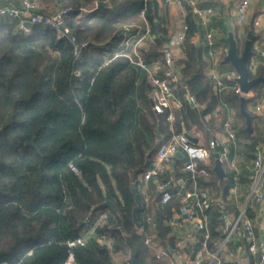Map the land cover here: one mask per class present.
Returning <instances> with one entry per match:
<instances>
[{"label": "trees", "instance_id": "16d2710c", "mask_svg": "<svg viewBox=\"0 0 264 264\" xmlns=\"http://www.w3.org/2000/svg\"><path fill=\"white\" fill-rule=\"evenodd\" d=\"M37 1L86 9L70 11L64 23L78 42L88 40L89 44L75 59L73 43L59 38L53 28L34 25L26 35L18 29L17 20L0 18V264H64L69 251L77 264H115L113 257L118 253L128 255L127 264L132 256L135 264H161L154 259L153 248L144 244L141 228L154 233L158 244L173 246L166 238L171 231L166 222L181 205L180 181L190 188L191 180L182 170L184 159H176L171 199L157 205L156 181L145 183L142 176L152 165L155 148L183 127L201 132L205 140L212 138L225 120V103L240 119L233 128L242 140L245 157L252 160L256 147L264 144V67L250 70V78L261 76L263 80L245 97L247 111L248 104L262 103L260 113L248 111L253 129L249 134L240 113L241 96L232 90L221 96L215 93L201 46L194 42L198 19L183 3L186 30L182 45L188 50L173 60L187 91L181 83L174 88L180 106L169 123L166 114L153 109L148 70L124 56L105 60L128 36L140 33L136 27L126 30L125 25L135 23L142 12L153 43L138 51L148 67L158 62L161 73L164 53L170 49L166 45L171 27L160 17L155 0ZM97 1H109V5L96 7ZM219 23L226 33L223 19ZM221 41L227 47L226 38ZM187 93L194 97V105ZM30 140L34 144H27ZM212 166L211 157L210 176L198 177V188L237 211L236 203L228 199L229 190L238 184L249 185V178L238 177L225 164L219 178ZM132 187L142 204L137 211L139 227L132 215L136 206ZM105 200L115 209L102 205ZM146 215L151 216L149 224ZM205 215L207 244L213 250L223 240L220 211L211 207ZM83 234H88L83 245L67 247L66 241ZM201 241L202 233L197 232L186 248L189 258L195 257ZM240 245L246 246L245 241L233 237L226 247L234 251ZM243 257L253 263L247 250Z\"/></svg>", "mask_w": 264, "mask_h": 264}, {"label": "built area", "instance_id": "2783aa9c", "mask_svg": "<svg viewBox=\"0 0 264 264\" xmlns=\"http://www.w3.org/2000/svg\"><path fill=\"white\" fill-rule=\"evenodd\" d=\"M166 4L176 3L183 5L187 3L193 14L197 17L200 26L207 27L208 31L205 34L206 45L208 49L209 63L215 57L213 51L212 29L208 28V14L211 13L210 7L200 6L201 0H163ZM251 0H239L236 15L234 18V27L242 28L248 14V8ZM39 2L31 0H0V18L15 19L18 21V29L23 34H30L32 26L40 25L50 27L56 30L59 38H67L73 43V55L75 59H79L81 54L89 44L88 40L78 42L72 35L71 29L64 23V17L72 10L86 12L87 10L80 7H73L68 4H55L51 8L40 10ZM142 25L135 26L140 33L128 36L117 50L112 54V57L105 58L108 61L110 58L117 56L127 57L131 62L148 70L149 81L153 86L151 92V102L153 109L158 114H166V120L172 123L175 116V109L180 106V101L176 97L174 88L178 83H181L187 91L185 84L181 82L180 67L175 65L170 49L164 53V64L160 73V67H148L141 57L138 48L141 42L153 43V36L150 35L149 27L142 16ZM262 18L264 19V2L261 5L260 14L253 19L252 26L258 27L261 25ZM29 23L27 26L25 23ZM131 24L125 25V29L131 28ZM186 26L182 25L179 31H174L167 43V47L178 46L183 43ZM238 35V34H237ZM259 57L264 65V47L259 52ZM209 80L212 82L213 89L218 96H221L227 90H232L234 93L246 97L248 94H243L237 82L238 74L234 69H230L224 73L210 71L207 73ZM187 99L193 105L194 97L187 93ZM224 107H227L223 103ZM255 112L262 111V105L254 106ZM222 132L228 140L234 142L236 140V131L233 129L231 120L226 118L222 124ZM187 133L198 141L201 134L194 129L190 131H180L172 134L165 141H161L155 148L152 154V165L142 176L146 183L150 179H154L155 190L158 195L157 205H165L171 199L170 187L173 184L172 162L177 159L175 153L180 151L184 155L182 170L186 172L191 180V187L187 188L183 180L180 181L179 191L181 192V205L175 210L173 216L167 220V224L171 226V231L166 234L167 239H171L173 246L166 243L160 245L154 239L155 234L149 230L141 228L144 237V244L152 247L154 250L153 257L161 264H222L223 252L225 251L227 242L233 237L237 241L243 239L246 246L240 245L239 252L244 253L246 250L251 256L255 257L253 264H264V240L260 239L255 231L252 219L247 215V207L251 202L261 204L264 201V150L258 145L251 160V169L249 173L250 189L245 201L237 206V211H232L225 206L221 199L212 200L206 191L198 188L197 178H207L210 176L209 164L213 151L219 155L222 162L228 161L231 166L234 165L235 159H229V149L217 138H212L205 145H200L197 142L192 143L186 136ZM214 159V158H213ZM213 167V166H212ZM74 169L73 167H71ZM162 181H157L159 176H166ZM149 198L148 187H144V201ZM211 207H216L220 211L221 232L223 240L215 249H210L207 244L209 232L207 229V218L205 212ZM145 222H151V216L146 215ZM202 233V241L194 258H189L186 248L187 245L194 241L196 233ZM88 234L80 235L79 237L65 242L69 249L75 246L83 245ZM100 241H105L104 236H98ZM29 254V253H28ZM235 264H242V259L234 260ZM1 264H11L2 261ZM64 264H77L74 260L72 251H69L68 257Z\"/></svg>", "mask_w": 264, "mask_h": 264}, {"label": "crops", "instance_id": "0c3cea01", "mask_svg": "<svg viewBox=\"0 0 264 264\" xmlns=\"http://www.w3.org/2000/svg\"><path fill=\"white\" fill-rule=\"evenodd\" d=\"M37 1V0H34ZM158 5L159 15L161 18L165 19L171 27V34L174 31H179L184 24V16L186 14L185 8L183 5H179L176 3H170L166 4L163 0H155ZM39 2V1H37ZM239 0H201L200 6L202 7H210L212 9L211 13L208 14V28L210 27L212 29V40L214 43L213 51L215 53V57L212 59L211 64L209 63V57H208V49L206 45V39L205 34L208 31L207 27L200 26L196 36L194 38V42L196 46H201V54L203 59L207 62V66L205 68L206 74L210 71H215L218 73H224L228 70H230L229 63H226L222 59L221 49L224 46V43L221 41L223 38L222 35V29L221 25L219 23L220 19H223L224 16L227 15L228 19L232 25V28H234V18L236 15V9L238 5ZM264 2V0H251L249 8H248V14L246 17V20L244 21V24L242 28L238 29L237 36H241V34L245 37L246 36V28L252 27L253 33L255 35L254 41L252 43V49L256 51L255 54H252L250 57V64L249 69L251 72H254L256 69V66L263 65L262 59L259 57V50L264 47V19L262 18L261 25L258 27L252 26V21L254 18H256L260 14L261 5ZM55 4H46L39 2V8L40 10H43L44 8H51ZM131 28L135 26L142 25V19H138L135 23L131 24ZM142 42L140 43L141 46ZM173 57L174 58H182L185 56V53L187 52V48L182 45V43L179 45V48H173ZM180 50V51H179ZM180 52V53H179ZM251 95V92L247 96ZM260 102L257 100L255 103ZM251 103L248 104V110L251 111ZM262 105V103H261ZM199 108H201L199 106ZM226 111V118H229L231 120L232 127L234 122L238 123L240 122V119L237 118L235 114V109L233 107H225ZM209 118V115L206 116V119ZM223 124V123H222ZM234 129V128H233ZM236 130V129H234ZM198 133L201 134L200 138H198V141L196 142L198 144L205 145L209 139L217 138L222 143H224L228 149H229V159L234 158L235 162L234 165L231 166L228 161L223 162L228 168L234 169L236 171V175L238 177L243 176H249L250 169H251V160H248L244 153H243V145L242 140L238 135L236 134V140L234 142L228 140L226 135L222 132V125L214 132V135L212 138L206 139L203 137V134L199 131ZM259 146L264 150V144H259ZM171 175L173 172L170 173ZM250 189V181L249 185L243 186L242 184H238L234 188H231L229 190V196L228 199L233 200L236 203V206H239V204L243 203L245 199L247 198L248 192ZM248 212L250 213V218L253 221L255 231L257 236L264 240V201L261 204H256L254 202H251L248 205ZM237 258L242 259V264H248L249 259L247 260L246 257H243V253L239 252L238 248L234 251L229 250V248H225V251L223 252L222 257V264L226 263H234V260ZM252 259L254 262L255 257L252 256ZM253 264V263H252Z\"/></svg>", "mask_w": 264, "mask_h": 264}, {"label": "water", "instance_id": "95a60500", "mask_svg": "<svg viewBox=\"0 0 264 264\" xmlns=\"http://www.w3.org/2000/svg\"><path fill=\"white\" fill-rule=\"evenodd\" d=\"M96 7H101V6H108L109 1H97L95 3ZM27 26H29V23H25ZM224 26L226 29V42H227V48L225 55L223 57V61L227 62L231 65V67L237 72L238 78L237 82L239 84L240 90L243 94H249L251 91V88L256 85L258 82L262 81L263 78L261 76H257L254 78H250V69L248 66V61L251 57L252 54V43L254 41L255 35L253 33L252 29H249L246 33L245 40L243 43L242 50L239 52L238 50V45H237V40L234 37L233 33V28L232 25L228 19V16H224ZM167 47V45H166ZM241 104H240V113L243 115L245 119V130L250 134L252 133V126H251V115L250 113L245 109L244 106V101L245 97L241 96L240 97ZM192 104V103H191ZM193 105V104H192ZM184 132L186 129L183 127L182 129ZM187 138L192 142L196 143V139L185 133ZM157 139L161 140V135L159 131L157 130ZM1 143V142H0ZM34 144L33 140H30L27 142V144ZM213 167L212 170L216 174L217 177L222 178L225 171L222 162L219 159V155L217 152L213 151ZM175 156L177 159L182 160L184 158V155L182 152L177 151L175 153ZM175 162H172V165H174ZM132 192L135 197L136 201V206L133 208L132 215H133V220L136 224L137 227H139V221L137 218V211L142 208V204L137 198L135 189L132 187ZM102 205H107L111 209H115L114 205L112 202L105 200ZM131 264H135L134 261V256L131 257ZM203 264V263H202Z\"/></svg>", "mask_w": 264, "mask_h": 264}, {"label": "rangeland", "instance_id": "374dc122", "mask_svg": "<svg viewBox=\"0 0 264 264\" xmlns=\"http://www.w3.org/2000/svg\"><path fill=\"white\" fill-rule=\"evenodd\" d=\"M139 19H141V18H139ZM222 32H223L222 33L223 37L226 38V33L223 30H222ZM233 33H234V37L238 40L237 45H238V50L240 52L242 50L245 37L242 34H241V36H237V30L235 29V27L233 28ZM143 45H147V44L145 42H142L141 46H143ZM173 48H179V45L178 46L170 47V53L172 54V57H173V50H172ZM226 48L227 47L223 46V48L221 49L220 52H221L222 55L225 54ZM255 53H256V51L254 50L253 54H255ZM154 66H159V63L158 62L157 63L155 62L154 65H153V67ZM256 104H260L261 105V102L251 104L250 105L251 106V112H253V111L255 112L254 106ZM255 113H257V112H255ZM127 259H128V255L127 254H124V253L115 254L114 257H113V260H114V263L115 264H127Z\"/></svg>", "mask_w": 264, "mask_h": 264}]
</instances>
